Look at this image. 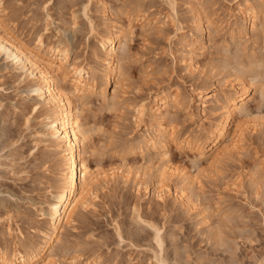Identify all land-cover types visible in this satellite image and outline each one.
<instances>
[{"label":"rangeland","instance_id":"374dc122","mask_svg":"<svg viewBox=\"0 0 264 264\" xmlns=\"http://www.w3.org/2000/svg\"><path fill=\"white\" fill-rule=\"evenodd\" d=\"M5 1L10 23L24 40L33 42L36 33H43L46 43H67L72 57L79 53L87 62L91 53H98L88 17L100 29L103 23H125L131 14L133 33L119 52L123 76L117 85L118 102L112 105L92 95L81 112L92 128L87 144L92 153L84 155L90 166L106 172L119 166L130 169L129 180L99 181L88 208L79 215L83 220L77 216L55 247L57 264H157L153 256L159 248L151 226L161 229L160 256L167 264H264V31L256 41L249 36L231 39L226 23L235 21L242 0H208L203 26L207 28L206 20L213 24L191 60L184 42L198 32L191 30L192 15L185 0H177L176 5L184 27L181 35L161 0H92L85 11L88 0ZM187 62L195 64V72L185 71ZM20 79L0 55V245H12L19 234L23 241L38 240L33 228L45 225L38 219L39 208L59 178L60 155L48 151L42 141L38 133L42 117ZM239 80L256 92L247 106L248 117L238 121L244 122L240 147L210 164L188 148L168 143L163 157L191 172L197 184L192 210L172 199L169 181L162 186L166 195L160 200L149 167L161 161H156L153 151L141 154L128 147L146 139L153 128L146 115L136 121V103L170 84L186 94L202 84L225 92L228 82ZM112 89L108 87V99ZM172 110L169 122L180 133L209 127L219 112L196 111V103ZM135 172L142 178H134ZM252 178L257 185L250 183ZM138 179L150 189L147 195L144 186L137 190Z\"/></svg>","mask_w":264,"mask_h":264},{"label":"bare ground","instance_id":"6f19581e","mask_svg":"<svg viewBox=\"0 0 264 264\" xmlns=\"http://www.w3.org/2000/svg\"><path fill=\"white\" fill-rule=\"evenodd\" d=\"M91 1H87L83 11L88 9ZM161 1L169 7L171 15L168 20L171 21L176 33L181 35L184 27L177 18V0ZM5 2L0 0V55L13 70L19 72L20 81L26 83L27 92L35 101L33 108L39 111L42 117L38 133L43 137L42 141L46 143L47 150L60 155H58L60 161L56 186L49 192L48 200L42 202L39 208L38 219H43L45 225L33 228L38 240L23 241L19 234L20 237L17 236L12 245H0V264H57L54 259L55 247L62 242L63 232L71 227L81 211L88 208L93 188L100 184V180L103 183L113 178L114 180L120 178L123 182L129 180L130 169H121L119 166L112 167L106 172L90 166L84 155L90 150L87 144L92 128L88 126L81 112L92 95H98L104 102L110 101L112 105L118 102L117 85L123 76L121 67L123 57L119 52H123L127 38L133 33L131 14L127 12L128 20L125 23L114 22L112 25L103 23L99 26L100 29L95 27L88 17L98 53H91L92 60L87 62L80 59L78 52L72 57L71 48L67 43L60 40L46 43L43 33H36L33 42L24 40L10 23L12 17ZM207 2L208 0H185L186 7L192 15L190 29L198 32L196 36L191 34L188 42H184L188 48V60L192 59L196 50L202 48L205 33L210 34L207 28L211 29L213 22L206 20L207 28L203 26V7ZM144 16L142 15L143 20L146 19ZM233 18L235 21L226 23L232 40H242L247 36L257 38L264 31V0L258 2L242 0ZM156 23L160 24L155 20L154 24ZM184 68L185 71L195 72L196 66L192 62H187L184 63ZM244 81L239 80L237 84L228 82L225 92L218 91L214 85L207 88L204 86L206 84H195L196 86L191 87L187 94L181 92L178 86L170 84L149 95V98H140L136 103L134 107L136 121L143 120L146 115L149 125L153 128L146 139L127 146L130 150L137 149L141 154L153 151L156 154V161H161V164L153 163L149 167L151 177L154 178L153 188L155 191L157 188L156 196H159L160 200L166 195L164 192L166 187L162 186H166L169 181L173 183L172 199L186 207V211L192 210L194 187L197 184V178L191 172L176 167L169 159L163 157L168 143H174L181 149L188 148L210 164L220 162L240 147L244 136V122L242 124L238 121L240 118L248 117V103L256 94L255 90H249V85L247 86ZM111 86L112 95L108 99L107 91ZM194 103L197 106L196 111L218 110V115L212 124L209 123V127L180 133L177 127L169 122L171 110L179 107L189 108ZM210 103L212 105L209 106ZM141 176L143 175L135 172L134 178H142ZM250 183L253 185L256 181L254 182L252 178ZM136 185L137 190L140 185L144 186L143 195L149 193L150 189H147V184L142 179L137 181ZM79 218L83 220L82 216ZM151 228L152 240L159 248V254L157 253L159 257L154 254L153 258L155 257V262L159 264H167L160 256L163 245L161 229L156 226ZM117 235L122 240L119 231Z\"/></svg>","mask_w":264,"mask_h":264}]
</instances>
